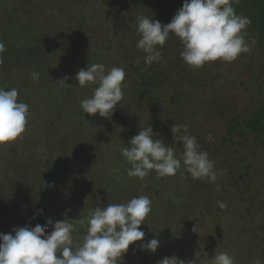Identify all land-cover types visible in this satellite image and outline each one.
Masks as SVG:
<instances>
[{"label": "trees", "instance_id": "trees-1", "mask_svg": "<svg viewBox=\"0 0 264 264\" xmlns=\"http://www.w3.org/2000/svg\"><path fill=\"white\" fill-rule=\"evenodd\" d=\"M183 3L0 0V41L6 49L0 88L17 89L18 102L29 108L22 136L0 146V232L43 226L49 218L69 219L79 244L91 211L144 195L152 201L140 226L144 240L131 244L118 264H158L173 255L192 261L176 236L178 230L187 231L190 218L207 221L212 209L198 198L224 182L221 172L227 186L249 204L246 213L264 219V0L232 5L251 21L244 37L250 51L234 61L190 67L180 55V39L170 34L162 48L157 46L162 58L147 66L146 54L136 47L141 38L137 17L166 25ZM92 64H103L106 71L121 67L126 73L123 99L110 118L85 114L80 107L98 85L81 87L74 77ZM175 123L187 125L200 150L218 162L215 183L192 179L183 165L173 176L158 177L155 170L143 179L127 175L130 165L120 149L146 126L154 138L171 145ZM175 147L179 157L182 142ZM46 150L51 155L37 161L35 153ZM59 191L69 196L57 198ZM23 205L29 207L25 214L20 213ZM254 231V238L259 231L264 241V220ZM153 238L160 242L157 250H141ZM208 246L207 240L198 246L202 258L210 256Z\"/></svg>", "mask_w": 264, "mask_h": 264}, {"label": "clouds", "instance_id": "clouds-1", "mask_svg": "<svg viewBox=\"0 0 264 264\" xmlns=\"http://www.w3.org/2000/svg\"><path fill=\"white\" fill-rule=\"evenodd\" d=\"M238 2L184 0L182 7L166 25L159 20L137 17V34L141 38L136 47L146 54L145 64L151 66L162 58L157 46L162 48L170 34L180 39L184 46L180 55L193 68L216 60L232 62L241 53H248L250 47L244 37L251 21L235 12L232 5ZM5 50L4 43L0 41V62ZM125 76L123 68L114 66L106 71L103 64L80 69L74 77L79 86L98 85L91 98L81 101L82 111L110 118L123 99L122 82ZM32 78L38 80L39 73L34 72ZM18 94L15 88H0V146L16 141L25 132L29 108L26 103L18 102ZM171 132L173 143L166 145L154 138L150 126L141 127L128 142L129 146L120 149L130 165L127 175L143 179L155 170L158 177L173 176L183 165L192 179H207L215 183V161L209 159L206 151L200 150L197 138L188 132L187 125L175 123ZM207 139L212 140V135L209 134ZM177 142H182L183 148L179 157L176 155ZM151 205L148 196L140 195L127 203L97 207L89 214L87 232L79 244L74 243V227L69 219L53 222L49 218L43 226L17 227L8 234L0 232V264H118L131 244L144 240L145 233L140 226L151 213ZM219 207L223 209L226 205L219 203ZM49 227L51 232H48ZM159 243L153 238L142 243L140 248L154 253ZM197 260V255L187 262L173 255L163 258L158 264H197ZM211 264H234V257L220 252L213 256Z\"/></svg>", "mask_w": 264, "mask_h": 264}, {"label": "rangeland", "instance_id": "rangeland-1", "mask_svg": "<svg viewBox=\"0 0 264 264\" xmlns=\"http://www.w3.org/2000/svg\"><path fill=\"white\" fill-rule=\"evenodd\" d=\"M47 151L36 152L37 161L40 162L47 156L49 157L51 153L47 155ZM217 165L218 162L215 163L214 168ZM219 176L224 182L204 197L198 198V202L204 203L205 201L212 209L209 218L207 217V221L202 223L190 218L187 221V227L189 225L187 231L178 230L176 241H181V247L185 251L186 257L194 260L195 255L198 256L197 264H211L213 256L220 252H226L234 257V264H257V262L264 264V241H261V232H256L258 236L254 238L255 226L261 225L264 219L253 212L248 215L246 208L249 204L240 200L239 196L227 186L224 172H221ZM20 181L24 184L26 177L20 178ZM25 184L28 186V181ZM14 191L16 190H11V192ZM68 196L67 191H59L56 197ZM219 203H224L226 207L220 208ZM22 208L21 214L29 211L28 205H23ZM194 228L196 232L193 231ZM202 240H207L210 244L208 246L209 257L202 258L201 256L198 246L201 245ZM204 248V246L201 247L202 250Z\"/></svg>", "mask_w": 264, "mask_h": 264}]
</instances>
